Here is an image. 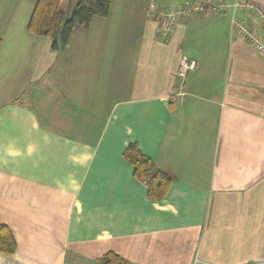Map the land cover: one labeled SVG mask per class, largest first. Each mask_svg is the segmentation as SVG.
<instances>
[{
  "label": "crops",
  "instance_id": "obj_1",
  "mask_svg": "<svg viewBox=\"0 0 264 264\" xmlns=\"http://www.w3.org/2000/svg\"><path fill=\"white\" fill-rule=\"evenodd\" d=\"M190 1L218 0L159 6ZM149 3L111 0L54 52L27 30L33 0H0V225L16 242L0 264H264V54L229 11L164 39ZM183 55L197 67L180 87ZM129 144L171 179L161 201Z\"/></svg>",
  "mask_w": 264,
  "mask_h": 264
},
{
  "label": "trees",
  "instance_id": "obj_2",
  "mask_svg": "<svg viewBox=\"0 0 264 264\" xmlns=\"http://www.w3.org/2000/svg\"><path fill=\"white\" fill-rule=\"evenodd\" d=\"M34 7L28 22L30 34L51 40V50L63 49L75 26L88 28L94 18H105L109 14L111 0H78L69 17L60 10L61 0H33ZM1 45V40H0ZM123 160L132 167L133 177L146 184L147 198L161 201L167 195L172 181L157 170L153 162L144 156L135 144H129ZM16 250V242L10 231L0 225V254L11 257ZM104 264H123L119 257L107 255Z\"/></svg>",
  "mask_w": 264,
  "mask_h": 264
},
{
  "label": "built area",
  "instance_id": "obj_3",
  "mask_svg": "<svg viewBox=\"0 0 264 264\" xmlns=\"http://www.w3.org/2000/svg\"><path fill=\"white\" fill-rule=\"evenodd\" d=\"M229 11L230 27L234 36L240 40L246 41L259 55L264 54V7L250 0H233L227 3L222 0L207 1L205 3L198 1L185 2L181 5L161 8L159 0H150L148 7V18L156 21L160 26L162 38L169 39L175 31L176 25L182 19L194 16H205L207 13H224ZM239 13L252 15L258 23L260 32L253 29L248 22L238 16ZM197 67L195 59L189 56H181L178 62L176 79L180 87L186 77L194 72ZM208 264V263H199Z\"/></svg>",
  "mask_w": 264,
  "mask_h": 264
}]
</instances>
